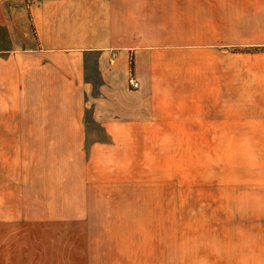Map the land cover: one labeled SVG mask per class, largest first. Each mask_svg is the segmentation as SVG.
I'll return each mask as SVG.
<instances>
[{
  "label": "crops",
  "instance_id": "obj_1",
  "mask_svg": "<svg viewBox=\"0 0 264 264\" xmlns=\"http://www.w3.org/2000/svg\"><path fill=\"white\" fill-rule=\"evenodd\" d=\"M245 1L0 0V134H14V113L23 134L74 137L78 151L87 104L111 137L250 134L254 118L239 131V115L256 111L250 89L264 82V52L235 47L264 46V5ZM49 56L75 57L74 67L50 73ZM85 56L96 58L95 96L80 72ZM129 57L137 90L126 84ZM56 79L70 94L48 101ZM176 212L167 223L101 224L88 239L39 241L26 255L37 259L29 264H264V207L209 209L202 215L215 218L196 222H177Z\"/></svg>",
  "mask_w": 264,
  "mask_h": 264
},
{
  "label": "rangeland",
  "instance_id": "obj_2",
  "mask_svg": "<svg viewBox=\"0 0 264 264\" xmlns=\"http://www.w3.org/2000/svg\"><path fill=\"white\" fill-rule=\"evenodd\" d=\"M250 1L264 5V0ZM5 43L0 29V46ZM235 49L264 52V46L246 42ZM74 58L45 61L59 76L74 67ZM128 67L127 77L135 76L131 57ZM80 72L95 96L96 58L85 56ZM65 89L61 79L50 82L48 101L69 95ZM252 90L256 111L242 109L239 115V131L254 118L248 135L111 137L91 118L87 104L80 152L70 146L74 137L23 134L24 121L13 113L14 134H0V264L35 262L26 255L28 247L39 250L44 240L88 239L89 230L101 224L167 223L173 208L177 222H196L210 217L202 213H214L209 209L264 207V82ZM39 92L32 88L33 101Z\"/></svg>",
  "mask_w": 264,
  "mask_h": 264
},
{
  "label": "built area",
  "instance_id": "obj_3",
  "mask_svg": "<svg viewBox=\"0 0 264 264\" xmlns=\"http://www.w3.org/2000/svg\"><path fill=\"white\" fill-rule=\"evenodd\" d=\"M127 85H128V88L131 90H136L140 86L138 79L135 76H133L132 74H130L127 77Z\"/></svg>",
  "mask_w": 264,
  "mask_h": 264
}]
</instances>
